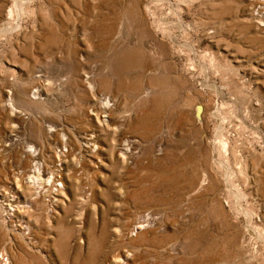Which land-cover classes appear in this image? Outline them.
Returning <instances> with one entry per match:
<instances>
[{
  "label": "rangeland",
  "instance_id": "1",
  "mask_svg": "<svg viewBox=\"0 0 264 264\" xmlns=\"http://www.w3.org/2000/svg\"><path fill=\"white\" fill-rule=\"evenodd\" d=\"M0 252L264 264V0H0Z\"/></svg>",
  "mask_w": 264,
  "mask_h": 264
},
{
  "label": "bare ground",
  "instance_id": "2",
  "mask_svg": "<svg viewBox=\"0 0 264 264\" xmlns=\"http://www.w3.org/2000/svg\"><path fill=\"white\" fill-rule=\"evenodd\" d=\"M36 94H38V92H36ZM8 97L10 96V93H9V95H7ZM109 102V101H108ZM108 104V103H107ZM107 104H105V105H107ZM109 105V104H108ZM9 106V105H8ZM15 106V105H14ZM5 107V106H4ZM6 108V107H5ZM13 108V107H12ZM101 108V107H100ZM104 108H106V107H104ZM7 109V108H6ZM107 109H109V108H107ZM111 109V108H110ZM106 110V109H105ZM104 110V111H105ZM13 111V110H12ZM100 111H101V109H100ZM103 111V110H102ZM108 111H110V110H108ZM107 111V112H108ZM12 113V112H11ZM14 113V112H13ZM99 115V114H98ZM99 118V117H98ZM55 130V129H54ZM48 135H52V133L54 132L53 130H49L48 129ZM58 132V131H57ZM96 140H95V137L92 135V137H91V139L88 141V143H89V145H87V146H89V147H91V145L93 144V142H95ZM125 145V144H124ZM33 147V146H32ZM95 147V146H94ZM34 154V153H33ZM62 154V153H61ZM38 155V154H37ZM36 159V158H35ZM37 163V162H36ZM36 165V164H35ZM54 174V173H53ZM58 174V173H57ZM52 175V174H51ZM55 178V176H53V179ZM57 178V177H56ZM60 179V178H59ZM58 179V180H59ZM53 182H54V180H53ZM60 182V181H59ZM44 183V182H43ZM54 184V183H53ZM52 185V184H51ZM44 187V186H43ZM46 187V186H45ZM52 187V186H51ZM51 189V188H50ZM49 189V190H50ZM56 191V190H55ZM59 194V193H58ZM141 224V223H140ZM140 224H138L136 227H135V229H140V228H142V227H144L142 224L140 225ZM135 231H137V230H135ZM139 231V230H138ZM142 231V230H141ZM0 261H2V260H0ZM3 264H9V261H8V259H7V262L6 261H4V263Z\"/></svg>",
  "mask_w": 264,
  "mask_h": 264
},
{
  "label": "water",
  "instance_id": "3",
  "mask_svg": "<svg viewBox=\"0 0 264 264\" xmlns=\"http://www.w3.org/2000/svg\"><path fill=\"white\" fill-rule=\"evenodd\" d=\"M202 111H203V105L201 103H197L195 106V116L198 121H201Z\"/></svg>",
  "mask_w": 264,
  "mask_h": 264
},
{
  "label": "built area",
  "instance_id": "4",
  "mask_svg": "<svg viewBox=\"0 0 264 264\" xmlns=\"http://www.w3.org/2000/svg\"><path fill=\"white\" fill-rule=\"evenodd\" d=\"M0 260H2V263H4V261L7 262V256L4 253H2V252H0Z\"/></svg>",
  "mask_w": 264,
  "mask_h": 264
}]
</instances>
